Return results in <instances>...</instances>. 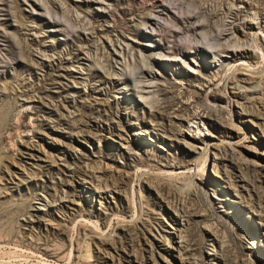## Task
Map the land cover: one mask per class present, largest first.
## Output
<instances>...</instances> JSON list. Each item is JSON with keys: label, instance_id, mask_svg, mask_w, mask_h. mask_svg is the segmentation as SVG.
Here are the masks:
<instances>
[{"label": "rangeland", "instance_id": "obj_1", "mask_svg": "<svg viewBox=\"0 0 264 264\" xmlns=\"http://www.w3.org/2000/svg\"><path fill=\"white\" fill-rule=\"evenodd\" d=\"M96 6L0 0V264H264V0Z\"/></svg>", "mask_w": 264, "mask_h": 264}, {"label": "bare ground", "instance_id": "obj_2", "mask_svg": "<svg viewBox=\"0 0 264 264\" xmlns=\"http://www.w3.org/2000/svg\"><path fill=\"white\" fill-rule=\"evenodd\" d=\"M151 18V17H150ZM156 22H157V19L155 18V17H153L152 18V25L154 26L155 24H156ZM209 42V41H208ZM210 43V42H209ZM208 43V44H209ZM217 44V43H216ZM215 44V45H216ZM219 45V44H218ZM221 45V44H220ZM213 45H211L210 46V44L208 45V46H201V45H197L196 46V51H198V50H202V49H205V50H207L208 52H210V53H212V54H214L215 56L217 55V54H222L223 52H226L227 53V56L228 55H230L229 53H231V52H233V53H236V52H238L239 51V49H237V50H235L234 51V49H229V48H226L225 46L223 47V46H213ZM225 49H226V51H225ZM152 58V57H151ZM144 70H146V71H149L150 72V70H152L150 67H148V65H143V67L139 70V72H138V74H137V77H139V79L138 78H136L135 76H133L134 77V86H136V87H139L140 89H138V90H143L142 89V87L144 86V80H142L141 81V79H140V77L142 76V77H144ZM190 70V69H189ZM137 73V72H136ZM138 82L141 84L142 83V85H140V84H138ZM140 86H142V87H140Z\"/></svg>", "mask_w": 264, "mask_h": 264}, {"label": "built area", "instance_id": "obj_3", "mask_svg": "<svg viewBox=\"0 0 264 264\" xmlns=\"http://www.w3.org/2000/svg\"><path fill=\"white\" fill-rule=\"evenodd\" d=\"M74 1H76L77 3H79V4H84V5H87V7L89 8V10L91 11V12H99L98 10H97V6H96V4H97V1H100V0H74Z\"/></svg>", "mask_w": 264, "mask_h": 264}]
</instances>
